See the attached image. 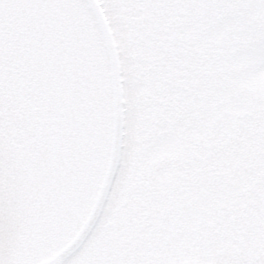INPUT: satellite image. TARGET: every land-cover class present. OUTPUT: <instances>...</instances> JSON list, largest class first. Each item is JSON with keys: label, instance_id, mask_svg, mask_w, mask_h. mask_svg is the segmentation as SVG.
<instances>
[{"label": "rangeland", "instance_id": "obj_1", "mask_svg": "<svg viewBox=\"0 0 264 264\" xmlns=\"http://www.w3.org/2000/svg\"><path fill=\"white\" fill-rule=\"evenodd\" d=\"M0 264H264V0H0Z\"/></svg>", "mask_w": 264, "mask_h": 264}, {"label": "water", "instance_id": "obj_2", "mask_svg": "<svg viewBox=\"0 0 264 264\" xmlns=\"http://www.w3.org/2000/svg\"><path fill=\"white\" fill-rule=\"evenodd\" d=\"M89 2H93V0H88ZM115 104L118 105L120 102L119 93H115ZM122 132H123V122L122 116L119 113L114 121V137H113V145L110 157V164L107 170L106 177L104 179L101 190L98 194V197L95 201V204L84 223L83 227L77 234V236L57 255V258L63 260L73 254L84 242V240L89 235L90 231L93 229L95 223L97 222L105 201L108 197L112 182L114 180V176L118 167L119 158H120V150L122 143Z\"/></svg>", "mask_w": 264, "mask_h": 264}]
</instances>
